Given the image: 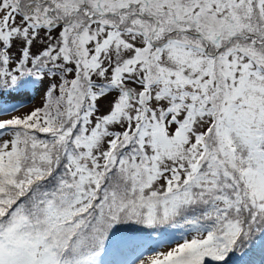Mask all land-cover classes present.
<instances>
[{
	"label": "snow or ice",
	"instance_id": "6c2138e0",
	"mask_svg": "<svg viewBox=\"0 0 264 264\" xmlns=\"http://www.w3.org/2000/svg\"><path fill=\"white\" fill-rule=\"evenodd\" d=\"M0 264H264V0H0Z\"/></svg>",
	"mask_w": 264,
	"mask_h": 264
}]
</instances>
